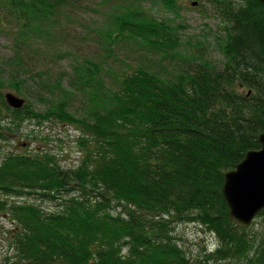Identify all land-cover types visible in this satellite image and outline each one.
<instances>
[{
    "label": "trees",
    "instance_id": "1",
    "mask_svg": "<svg viewBox=\"0 0 264 264\" xmlns=\"http://www.w3.org/2000/svg\"><path fill=\"white\" fill-rule=\"evenodd\" d=\"M76 1L0 0V24L7 19L13 33V52L0 61V143L23 121H55L78 131L80 151L68 168L48 152L1 158L0 195L13 198H0V209L15 224L14 264H264V208L259 230L238 228L221 192L225 173L259 148L264 131L262 4L218 0L225 3L220 59L199 57L171 78L138 66L109 84L97 63L79 58L69 87L63 76L47 90L39 85L43 110L28 99L11 108L3 89L30 93L25 77L39 70L28 51L38 55ZM161 1L170 9L177 4ZM111 6L108 40H142L162 50L179 45L175 26L144 7L126 0ZM73 88L86 94V114L72 111ZM179 223L212 233L214 249L188 257L171 234Z\"/></svg>",
    "mask_w": 264,
    "mask_h": 264
},
{
    "label": "rangeland",
    "instance_id": "2",
    "mask_svg": "<svg viewBox=\"0 0 264 264\" xmlns=\"http://www.w3.org/2000/svg\"><path fill=\"white\" fill-rule=\"evenodd\" d=\"M76 2L77 5L72 8L70 17L64 20L65 23L49 43L40 46L38 55H35L34 49L28 51L34 54L31 59V65L34 67L30 66L39 72L27 74L25 77L24 84L30 93L26 96L18 93L17 95L31 101L37 109L43 110L48 104L39 97L42 90L39 85L43 83V89L47 90L48 83L53 84L55 76H63V84L69 87L68 77L73 75L72 67L77 64L79 58L97 63L109 84L124 70L138 66L147 68L162 78H171L174 73L189 67L199 57L221 58L216 42L223 25L221 8L225 3L222 4L221 1L176 0V7L170 9L161 0H126L144 7L156 19L165 20L175 26L179 32L180 43L172 50L153 48L142 40L127 38L108 40L105 30L108 16L114 12L111 6L114 0ZM192 2L195 4L192 5ZM7 21L3 19L0 24V61L6 60L13 52L12 25L6 24ZM3 71L7 73V66L3 65ZM6 91L16 94L8 87L3 89V92ZM86 103V94L74 89L72 111L86 114ZM78 134L74 127L60 122L37 123L26 120L21 123L19 129L9 135V139L0 143V160L10 152L41 151L55 155L56 160L64 168L76 166L80 157L79 146L76 143ZM6 197L0 195L2 199ZM41 204L50 210L56 208L53 201ZM261 223V218L255 217L249 231L259 230ZM14 226L7 212L0 209V264H14L16 260L12 245ZM171 234L192 259L203 258L207 247L214 249L216 246L214 235L196 223L176 224ZM123 251L125 252V249ZM216 264L228 263L222 261Z\"/></svg>",
    "mask_w": 264,
    "mask_h": 264
},
{
    "label": "water",
    "instance_id": "3",
    "mask_svg": "<svg viewBox=\"0 0 264 264\" xmlns=\"http://www.w3.org/2000/svg\"><path fill=\"white\" fill-rule=\"evenodd\" d=\"M258 1L264 7V0ZM4 97L8 106L14 109L22 108L25 103L24 97L13 92H6ZM258 138L259 148L247 151L243 159L225 173L221 187L229 220L238 228L248 227L264 208V131Z\"/></svg>",
    "mask_w": 264,
    "mask_h": 264
}]
</instances>
